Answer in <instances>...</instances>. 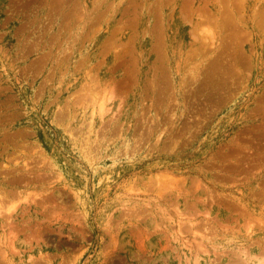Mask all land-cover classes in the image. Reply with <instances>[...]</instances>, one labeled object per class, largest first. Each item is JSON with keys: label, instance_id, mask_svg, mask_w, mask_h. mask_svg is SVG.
<instances>
[{"label": "rangeland", "instance_id": "1", "mask_svg": "<svg viewBox=\"0 0 264 264\" xmlns=\"http://www.w3.org/2000/svg\"><path fill=\"white\" fill-rule=\"evenodd\" d=\"M261 11L0 0V264H264Z\"/></svg>", "mask_w": 264, "mask_h": 264}, {"label": "bare ground", "instance_id": "2", "mask_svg": "<svg viewBox=\"0 0 264 264\" xmlns=\"http://www.w3.org/2000/svg\"><path fill=\"white\" fill-rule=\"evenodd\" d=\"M221 1H222V0H221ZM223 2H224V1H223ZM223 2H222V3H223ZM231 2H232V1H231ZM218 3H219V2H218ZM224 3H225V2H224ZM226 3H227V2H226ZM220 4H221V3H220ZM242 5H243V4H242ZM227 6H228V5H227ZM237 6H238V5H237ZM240 7H241V6H240ZM234 8H235V7H234ZM124 9H125V8H124ZM223 9H224V8H222V10H223ZM227 9H228V8H227ZM227 9H226V10H227ZM180 10H181V9H180ZM222 10H221V11H222ZM238 10H239V9H238ZM229 11H230V10H229ZM232 11H233V10H231V12H232ZM199 12H200V11H199ZM255 12H256V11H255ZM258 12H259V11H258ZM258 12L256 13L257 15H258ZM262 12H263V11H261V13H262ZM222 14H223V13H222ZM227 14H229V13H227ZM232 14H233V13H232ZM239 14H240V13H239ZM241 14H242V13H241ZM263 14H264V13H262L261 16L259 15V18L262 17ZM229 16H231V15H229ZM255 16H256V15H255ZM157 17H158V16H157ZM243 17H244V16H243ZM253 17H254V16H253ZM213 18H214V17H213ZM231 18H232V17H231ZM259 18H258V19H259ZM262 18H263V17H262ZM209 19H210V18H209ZM159 20H160V19H159ZM234 20H235V19H234ZM234 20H233V23H234ZM260 20H261V18H260ZM199 21H200V20H199ZM256 21H257V20H256ZM215 22H216V21H215ZM225 22H226V24H228L227 21H225ZM262 22H263V20H261V23H262ZM198 23H199V22H198ZM203 23H204V21H203ZM231 23H232V22H231ZM215 24H216V23H215ZM257 24H258V23H257ZM257 24H256V25H257ZM131 25H132V24H131ZM219 25H220V23H219ZM222 25H223V24H222ZM259 25H260V23H259L257 26H259ZM225 26H227V25H225ZM228 26H229V25H228ZM260 26H261V25H260ZM242 31H243V30H242ZM247 31H248V30H247ZM238 34H239V33H238ZM248 35H249V34H248ZM233 37H234V36H233ZM214 38H215V37H214ZM227 38H228V37H227ZM246 38H247V37H246ZM234 39H235V38H234ZM232 40H233V39H232ZM239 40H240V39H239ZM234 41H235V40H234ZM222 54H223V53H222Z\"/></svg>", "mask_w": 264, "mask_h": 264}]
</instances>
